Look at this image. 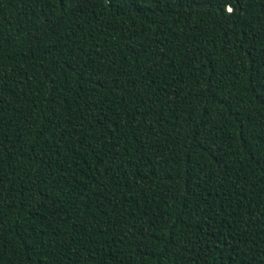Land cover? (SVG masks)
<instances>
[{"label":"trees","instance_id":"trees-1","mask_svg":"<svg viewBox=\"0 0 264 264\" xmlns=\"http://www.w3.org/2000/svg\"><path fill=\"white\" fill-rule=\"evenodd\" d=\"M0 264H264V0H0Z\"/></svg>","mask_w":264,"mask_h":264}]
</instances>
